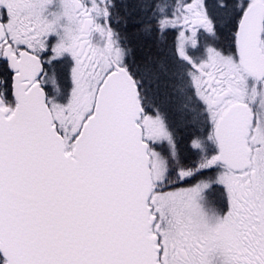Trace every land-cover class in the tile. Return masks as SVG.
Returning <instances> with one entry per match:
<instances>
[{"label":"snow or ice","instance_id":"obj_1","mask_svg":"<svg viewBox=\"0 0 264 264\" xmlns=\"http://www.w3.org/2000/svg\"><path fill=\"white\" fill-rule=\"evenodd\" d=\"M0 264H264V0H0Z\"/></svg>","mask_w":264,"mask_h":264}]
</instances>
